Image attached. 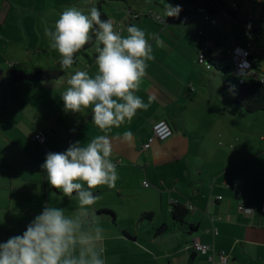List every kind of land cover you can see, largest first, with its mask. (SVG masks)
<instances>
[{
  "label": "crops",
  "instance_id": "obj_1",
  "mask_svg": "<svg viewBox=\"0 0 264 264\" xmlns=\"http://www.w3.org/2000/svg\"><path fill=\"white\" fill-rule=\"evenodd\" d=\"M223 3L220 0L215 10L214 26L206 25L202 16L194 13L185 21L166 16L169 19L163 23L149 16L151 21H140L141 16L130 18L129 14L109 18L121 34H126L130 25L144 30L155 57L136 93L145 103L149 96L155 100L119 128L100 130L92 121L91 109L82 111L77 119L81 130L71 125L72 117L64 110L61 94L55 93L67 84L61 82L69 79L67 75L51 83L35 84L12 83L4 76L0 81V242L21 235L46 205L63 208L66 214L77 208L75 195L64 197L51 187L41 165L48 153L64 152L72 143L83 144L107 134L119 178L114 188L92 190L100 199L90 209L105 230L106 264H209L206 256L193 250L194 239L225 253L229 264H264V214L238 211L240 203L258 207L264 201V111L244 116L228 112L233 105L231 86L220 71L232 68L233 79L240 77L234 69L233 53L251 43L222 45L216 13ZM255 3L260 5L255 11L257 18L264 20V0ZM245 4L248 6L246 0ZM12 7L7 0L0 4V39L7 37ZM14 27V49L21 55L15 59L17 63L9 62L8 68L11 64L29 68L25 57H31L36 60V67L31 68L49 69L52 61L41 59L48 51L54 53L55 66L60 57L50 40L38 45L34 28L28 29L25 23L26 36L20 26ZM153 34L159 37L160 45ZM256 35L258 43L250 57L248 76L262 78L264 36ZM205 40L211 43L208 47ZM193 48L195 56L189 51ZM202 51L230 55L222 69L211 73L213 67L207 69L198 63ZM96 55L94 43L81 55L82 71L96 74ZM0 69L7 71L2 66ZM77 69L74 66L68 73ZM158 120L167 121L173 134L144 148ZM40 130L46 136L43 144L34 139ZM126 130L133 133L130 142L123 140ZM173 205L187 208L183 224L173 221ZM144 214L151 218H141ZM163 225L166 230L159 231Z\"/></svg>",
  "mask_w": 264,
  "mask_h": 264
},
{
  "label": "clouds",
  "instance_id": "obj_2",
  "mask_svg": "<svg viewBox=\"0 0 264 264\" xmlns=\"http://www.w3.org/2000/svg\"><path fill=\"white\" fill-rule=\"evenodd\" d=\"M181 10L166 3L167 17H178ZM46 36L59 54L62 69H71L75 54L95 41L97 72L76 71L67 80L61 94L66 112L91 109L93 123L105 131L130 123L138 110L146 111L155 100L149 96L145 103L136 95L155 58L141 28L129 26L121 34L110 19H101L95 6L87 13L70 6L60 13L54 30H46ZM153 38L161 44L158 36ZM132 139L130 130L123 132L124 141ZM112 153L107 134L72 143L64 152L48 153L41 165L48 183L64 197L75 193L78 206L66 214L63 208L46 205L21 235L0 242V264H106L105 230L90 209L100 199L92 190L114 188L119 178Z\"/></svg>",
  "mask_w": 264,
  "mask_h": 264
},
{
  "label": "rangeland",
  "instance_id": "obj_3",
  "mask_svg": "<svg viewBox=\"0 0 264 264\" xmlns=\"http://www.w3.org/2000/svg\"><path fill=\"white\" fill-rule=\"evenodd\" d=\"M13 7L7 27V37L4 39H0V67L8 68V63H17L15 59L20 57V53H18L15 47L16 35H15V25L20 26L22 28L24 34L27 36L25 23L29 26L28 29L34 28L38 34L40 39V44L44 46V42L49 38L46 36V30L52 29L54 30L55 21L59 18L60 13L67 7L74 6L79 10L87 13L91 7L95 6L100 9L103 13H105L108 17H113L114 20L120 19L121 15L129 14L128 10L133 11L138 14L141 20L151 21L149 17H146V14L153 13L150 12L154 10L156 15H160L161 18H166L165 14V6L166 3L171 4L173 6L175 1L178 0H127L125 3L122 2H109L106 0H7ZM223 3L216 13V19L218 21V28L222 31V45L224 47H229V45H238L245 44L250 42L252 45L257 44L258 37H256L257 24H259L257 16H256V8L260 7L256 5L255 0H246L248 6L245 4L244 0H223ZM2 0H0L1 4ZM239 7V11L236 12L234 7ZM180 13L178 17H174L178 21H180ZM135 22V20H133ZM205 22V21H203ZM207 25V24H206ZM131 26V25H130ZM253 26V27H252ZM129 26H127L128 28ZM207 27V26H206ZM194 36V35H193ZM216 36V35H215ZM220 36V35H219ZM31 37V36H30ZM9 39V40H6ZM255 39V40H253ZM35 41V39H33ZM193 43V41L191 42ZM189 43V46L191 45ZM28 45H32L31 42H28ZM194 47V43L192 44ZM189 50L196 55V50ZM56 52V51H55ZM26 53V52H25ZM48 55L42 54L41 59L49 63L50 60L52 64L48 66L49 69L54 67V53L53 51L50 53L48 51ZM25 63H27L29 68L25 69V72L29 73L34 70L36 67V60L31 57H25ZM48 65V64H47ZM27 66V65H26ZM43 68H47L46 66H41ZM198 69L201 68L197 65ZM77 71H81V56L78 57V62L76 65ZM216 69L212 68L211 73H215ZM232 68H229L227 72L220 71V74L224 76L230 83L231 89H229L232 93L230 94L231 100H236L237 93L233 91L232 85H235L239 79V77H235L233 79ZM74 74L72 71L67 72V78H70L71 75ZM62 83H67V81ZM9 84H7V88H9ZM67 84L61 85L58 90L55 91L56 94H62L67 88ZM235 92V93H233ZM58 101V100H57ZM55 105L58 106L57 102ZM11 112H9L10 114ZM64 113H66L64 111ZM70 117H72L71 125L78 130H81V123L77 121L78 117H81V113H72L68 112ZM63 119H65L64 115H61ZM54 142L57 144V140L54 138ZM61 147V146H60Z\"/></svg>",
  "mask_w": 264,
  "mask_h": 264
},
{
  "label": "trees",
  "instance_id": "obj_4",
  "mask_svg": "<svg viewBox=\"0 0 264 264\" xmlns=\"http://www.w3.org/2000/svg\"><path fill=\"white\" fill-rule=\"evenodd\" d=\"M106 1L125 3L127 0H106ZM195 1L196 0H178L174 2V5L181 6L183 3L184 6H188L194 3ZM201 2L203 3L204 6H206L209 14H211L212 16L215 15V10L220 5V0H202ZM100 12H101V19H108L105 13H103L101 10ZM132 14L133 12L131 11L129 13L130 18H132ZM258 22L259 24L258 27L255 29V31L260 35L264 36V20L259 19ZM205 23L210 26L208 22ZM94 43L95 41L93 40L89 44L85 45V47L81 49L78 53L75 54L74 57L75 63L73 64L72 67L77 65L78 57L84 54L88 49H90L94 45ZM229 55L225 53H220L219 55L214 56L209 51L207 54V62L210 64L211 67L220 70L222 69L221 67L223 66V63L228 59ZM250 57L251 55L249 56V59ZM59 61L60 59L51 69H34L29 73L25 72V68L23 65L11 64L6 72L0 69V81L4 78L5 75H7L12 83L21 82V83L35 84V83L54 82L60 78H63L66 75V73L70 70V69H62ZM240 79H243L242 83L239 82ZM232 89L237 93V98L236 100L232 101L233 105L230 107V109H228V112L230 114L244 116V115L264 111V82L261 81V78H253L248 75H244V76L240 75L237 83L232 86ZM73 195H75V193ZM102 213H110V212L107 210H103ZM187 214H188V210L186 207L182 205L172 206L171 216L175 223L183 224ZM141 218L149 220L151 218V215L144 214L142 215ZM166 228L167 226L163 225L159 229V231H165Z\"/></svg>",
  "mask_w": 264,
  "mask_h": 264
},
{
  "label": "built area",
  "instance_id": "obj_5",
  "mask_svg": "<svg viewBox=\"0 0 264 264\" xmlns=\"http://www.w3.org/2000/svg\"><path fill=\"white\" fill-rule=\"evenodd\" d=\"M202 0H196L194 3L188 6L181 7L180 11V20L185 21L187 17L190 14H199L204 18L205 22H208L210 26H214L216 24V20L214 16L209 14L206 6L203 5L201 2ZM235 10H237V7H234ZM146 16L152 17L156 22L163 23L164 20L161 18L160 15L148 13ZM137 14H132V18H137ZM114 23V22H113ZM200 35H202V38L205 39V35L202 31H199ZM205 46H209L211 43L209 40L204 41ZM255 49L254 45L248 44L247 49H237L233 55L234 58L232 60L233 65L235 67V70L238 74L241 76L249 75V69H250V59L249 56L252 54V51ZM198 63L206 67L207 69H210L211 66L207 62V54L205 51H202L198 54ZM261 81L264 82V77L261 78ZM240 83L243 82V79L239 80ZM173 134V131L170 127V125L165 120H158L153 123L152 126V136L149 138L147 143L143 146L144 148H148L151 143L155 140L157 141H166L168 140ZM35 140H37L40 143H44L46 141V136L44 132L41 130L38 131L34 137ZM145 187L149 186L148 182L143 183ZM221 196H218L217 199L221 200ZM256 210H258L261 214H264V201H262L258 207H250L246 206L244 203H240L238 205V211L245 214V215H251ZM220 219V218H219ZM191 246L193 250L200 254L204 255L207 258V261L209 264H229V258L228 256L223 252H218L214 249L213 246L208 244H202L198 240L194 239L191 242Z\"/></svg>",
  "mask_w": 264,
  "mask_h": 264
}]
</instances>
